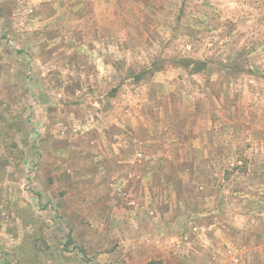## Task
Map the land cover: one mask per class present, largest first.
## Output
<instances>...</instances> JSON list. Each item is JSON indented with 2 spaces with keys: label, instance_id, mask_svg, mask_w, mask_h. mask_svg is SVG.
Returning <instances> with one entry per match:
<instances>
[{
  "label": "rangeland",
  "instance_id": "rangeland-1",
  "mask_svg": "<svg viewBox=\"0 0 264 264\" xmlns=\"http://www.w3.org/2000/svg\"><path fill=\"white\" fill-rule=\"evenodd\" d=\"M181 58L207 67L149 73ZM125 106L185 145L138 147L130 181ZM263 137L264 0H0V264H264ZM195 153L180 198L152 177Z\"/></svg>",
  "mask_w": 264,
  "mask_h": 264
},
{
  "label": "crops",
  "instance_id": "crops-1",
  "mask_svg": "<svg viewBox=\"0 0 264 264\" xmlns=\"http://www.w3.org/2000/svg\"><path fill=\"white\" fill-rule=\"evenodd\" d=\"M35 1H37L38 3L47 4L48 2H52L53 0H35ZM73 1L74 0H71V3H73ZM88 4H90V2H87V5ZM91 6H93V4ZM90 11H91V9H90ZM89 50H90V48H89ZM91 52H93V51H91ZM113 113H115V112H113ZM116 113H118V117H122V120H123L122 122L124 124V125H120L119 120H118L119 127L122 128V130L119 131V134H123V131H126V137H122L120 140V142L122 144H123V142H126L123 145L121 144L122 145V151L121 152H122V158H123V160H122L123 164L121 166L122 167L121 171H122V174L124 175L123 179H125V180H129V178L127 179L128 175H126V170L124 169L126 167L125 165H129V164H127L128 163L127 158L130 159L131 155L135 153L134 151L138 150L137 148L142 146V145L144 146L147 144V145H149L148 148L153 147L152 143L157 141V140H155V138H157L155 136L158 135V137L161 138L162 142H164L166 138L169 139L171 137L170 140H171V143H173V146L180 147V148H183L185 146L184 142H182L181 138L178 137V134H172L169 131L167 132V123H166L167 119L166 118H167L168 112L163 111L162 108H159V109L157 108V109L153 110L151 112L150 116L146 114V118H148V120L150 122H147L146 118L143 117L144 116L143 113L141 115H139L137 110L131 106H130V108L127 106H125L123 108L121 107V108H119L118 112H116ZM125 116L129 117L128 120H126L124 118ZM134 120H135V122H134ZM126 122H128V124H126ZM132 122L134 123V126L130 125V123H132ZM152 123L155 124L154 127L152 126ZM140 124H142V125H140ZM151 128H153V129H151ZM154 129H155V131H153ZM116 137H118V136H116ZM118 138H120V137H118ZM123 138H124V141L122 142ZM262 142H264V141H262ZM211 143H214V142H211ZM205 145L206 144H204V146ZM157 147H161V146L158 145V146H156V148ZM260 148H264V143H261ZM157 149H159V148H157ZM205 157L206 156H204V158H199L195 153L194 157L185 159L183 156L181 157L179 154H177L175 159H172V161H170V162L168 161L169 162L168 170H170V173H168V171L163 168V164H162V166H160V168H159V171L158 172L154 171L151 175H152V177H154L156 179V178H160L163 174L166 181L168 182V184L171 185V187H172L171 189L173 191V194L176 195L178 198V196L184 195L183 193L186 192L187 190H189L188 188H186L185 184L182 185V183H181L180 186L177 184L178 181H181L180 180L181 178H179V176L191 175L193 178H195L197 180L198 178H200V175H204V173H202V169H204V168H199L197 170V167H200L199 165L204 167L203 164L207 159H210V163H213V164H215L217 161L216 156H211L210 158H205ZM109 159H111V157ZM109 159L107 160V158H106L107 163L108 162L111 163V160H109ZM206 163H208V162H206ZM160 174H161V176H160ZM142 191L145 194L147 191V193H150V195L152 194L154 196H158V191H156L155 194H153V192L152 193L149 192V189H147V188L142 189ZM132 192H133V189L128 192V195H127V191L124 193L126 194V196L131 197V196H133ZM174 195L171 194L172 197ZM113 202L114 201H112V202L109 201V212H111V213H121L124 210H126V212H127V208H130V210H132V211L136 210V212L142 213L144 211L143 208L146 206L143 204H138L137 207L134 206L135 207V209H134L133 206H130V205L121 206L120 203L116 202L117 204H114ZM169 207H168V210H166V209L164 210L165 215L170 213V211L172 210V206L170 205ZM185 209L186 210L190 209V211H191V209H193V208H191V206L189 207V204L183 205L182 203H180L179 207L177 208V210L181 211V212H183V210H185ZM238 217H242V218L248 217V213L237 212V214H235V218H238ZM168 224L174 225V222L173 223L169 222ZM156 225L157 224H155V227H156ZM261 227H262V225H261ZM156 228L158 229V227H156ZM162 229H163V226H162ZM165 229H167V228H165ZM257 229L260 230V228H257ZM158 233L159 232L156 231L157 235H158ZM156 234H155V237L157 238L158 236ZM259 235H261V234H259ZM253 237H254L253 234L251 236H248V234H246V238L243 241L247 242V244H248L249 240L251 242L253 241ZM250 255L247 256L249 258H246L245 263H247V262L250 263V261H251V263L254 262V259L252 258V254H250ZM263 260H264V256H260V257H257L255 261H263ZM260 264H262V263H260Z\"/></svg>",
  "mask_w": 264,
  "mask_h": 264
},
{
  "label": "trees",
  "instance_id": "trees-1",
  "mask_svg": "<svg viewBox=\"0 0 264 264\" xmlns=\"http://www.w3.org/2000/svg\"><path fill=\"white\" fill-rule=\"evenodd\" d=\"M160 62L153 63L152 68L149 70V73H153L154 71H163L167 67L173 66V67H180L186 69L195 74L204 71L207 67V63L205 61L195 60L192 58H181L178 60H171L170 62L163 60ZM242 160L244 162L243 166L237 169H239L240 171H246L248 166V161L246 159H242ZM178 198H180V196Z\"/></svg>",
  "mask_w": 264,
  "mask_h": 264
}]
</instances>
